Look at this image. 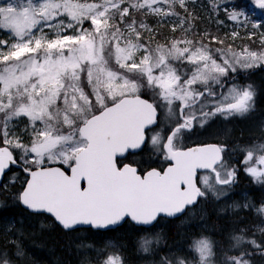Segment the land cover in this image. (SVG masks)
I'll return each instance as SVG.
<instances>
[{"label": "snow or ice", "instance_id": "obj_1", "mask_svg": "<svg viewBox=\"0 0 264 264\" xmlns=\"http://www.w3.org/2000/svg\"><path fill=\"white\" fill-rule=\"evenodd\" d=\"M251 2L264 10V0ZM189 3L0 0V33L6 36L0 38V177L12 167L24 174L15 200L51 214L66 230L107 229L125 218L152 225L161 214L175 217L201 198L227 194L240 170L225 158L227 145L187 146L185 139L217 116L254 110L256 88L240 84L236 73L264 66V31L258 47H234L225 43L228 34L198 33L200 18ZM209 7L220 10L218 0H209ZM223 10L245 29L255 16L237 8L236 0ZM150 17L161 27L178 21L173 35L158 39L162 33ZM250 26L246 39L254 42L264 19ZM239 36L232 31L230 39ZM211 41L221 46L211 47ZM146 144L167 167L141 173L134 162H123ZM238 150L243 171L264 184V143ZM16 179L13 174L10 182ZM233 208L264 217V204ZM257 231L264 234V228ZM152 243L159 236L142 237L140 250L151 252ZM189 247L191 258L171 253L160 264H253L249 248L264 255V241L243 228L229 235L227 250L202 233ZM15 255H24L18 245ZM0 264H12L6 252H0ZM100 264L124 262L111 252Z\"/></svg>", "mask_w": 264, "mask_h": 264}, {"label": "trees", "instance_id": "obj_2", "mask_svg": "<svg viewBox=\"0 0 264 264\" xmlns=\"http://www.w3.org/2000/svg\"><path fill=\"white\" fill-rule=\"evenodd\" d=\"M228 3L229 0H218V5L220 6V10L218 12L222 13L223 16H226V14L225 12H221V7L226 6ZM197 4L200 5L198 6ZM236 5L239 8L244 7L246 9H253L251 0H236ZM189 8L194 13V15L199 16V18L202 19H198L195 22V30L198 33H202L204 31L209 32V30L205 28V26L208 24L207 19L212 18L213 14L215 13L211 11L209 7V0H193V2L189 3ZM198 8L200 11H198ZM197 12L198 14H196ZM148 22L149 24L153 25L151 18H149ZM211 22L212 21L210 20L209 24ZM155 27L160 28V32L162 33L161 36L157 37L158 39H162L163 36L173 35V33L171 32V27H169L167 24H163L162 27L160 25H156ZM211 30L212 32H209L210 34H213L214 31L215 35L225 37L222 30L218 27L212 26ZM250 31L253 30L250 29ZM178 34L179 31L176 33V35ZM246 37L247 35L245 34L241 35L240 37H237L235 41H232L229 37L225 39V43H233L234 47H240L245 43L249 44L252 48H256L259 46L258 35L253 37L254 42L247 40ZM210 46L220 47L221 45L217 44L215 41H211ZM250 72V74L257 73L259 76V78L254 77L255 79L250 78L248 82L252 83L256 88L257 95L255 101L258 106V113L264 114V87L262 86L264 82V79L262 78L263 72L261 70L259 71L258 67L252 69ZM148 95H150V93H148ZM228 124H230V122H224L223 124V126L227 130V136L226 139L220 141V143H224L227 145L228 152L225 154V158L229 161L230 164L237 165L240 169L237 174L236 183L233 184L229 190V194L233 195V199H231L232 209L229 211L228 201L224 202L221 198L218 200L215 197L209 196L207 198H202V216H197L195 221L203 222L204 224H206L204 231H190V227L194 221L193 219H187V215L189 214L188 212L179 218L164 219V227L161 232L152 233L151 228H138L130 224L129 227L131 228L133 234H131L129 237L131 238L138 236L135 240L137 245H139L141 238L144 237L140 235L141 233H149V237L147 236L149 240H153L155 237L159 236V243L151 244V247L153 249L151 252H143L140 250L139 254H137L136 257L144 256L145 258V261L141 260L139 264H152V262L155 261L161 262L162 257L169 256L166 254L167 250L171 249L174 243L179 241H190L192 238H199L201 233L217 241L218 248L223 250H227L228 248L229 235L233 233L234 230H238L241 228L247 230V235L249 237L255 238L258 242L264 241V234H261V232L254 230V227L256 225H259L263 222L264 217L258 215L254 209L245 210L233 208L234 203L243 204L241 201V196H239L241 192H248L247 202L249 204L255 205L256 207L264 204V184L254 182V180L243 171V167L239 165V161L243 158V156L242 153H240L238 150V146H245L253 143H264V134H260L257 136H252L250 134L241 135L239 131L237 132L234 125L227 126ZM250 136L253 138L250 139ZM15 172L19 175L17 176L15 183H13V185H10L9 189H4L3 186H0V214H6L7 217H12L15 219V225H18L17 233H19L20 236V240L18 241H29L31 244H33V246H31V249L36 252V255L38 257L45 255L54 264H80V260L75 259L74 256H71L69 254L71 252V249H76L74 242L69 241V233L62 231L55 224L54 226L50 227L46 221V223L42 221L38 214L28 213L26 210H23L20 207L18 201L14 199V195L21 187V183L17 182V180H23L21 175L22 173L19 170H15ZM249 191L251 193H249ZM211 208H213L212 210L215 211H210ZM26 224H28V226ZM115 230L117 229L106 231L105 234L112 236ZM118 238L119 237H116V239ZM6 247L10 248L9 244H7ZM19 247L24 251L21 245H19ZM7 248L0 247V251H2L3 249L7 251ZM15 248L17 251V246H15ZM249 251L253 252V255L251 256L253 264H264V255H261L258 251H253L252 248H249ZM229 254L233 255L236 253L229 252ZM76 258H79L78 255L76 256ZM126 258L125 260H127L131 264H134L132 258ZM128 259L131 261H129ZM40 262H42V264L44 263L42 259Z\"/></svg>", "mask_w": 264, "mask_h": 264}, {"label": "rangeland", "instance_id": "obj_3", "mask_svg": "<svg viewBox=\"0 0 264 264\" xmlns=\"http://www.w3.org/2000/svg\"><path fill=\"white\" fill-rule=\"evenodd\" d=\"M190 2H193V0H190ZM251 5H252V2H251ZM222 12H225V11L222 9ZM248 12H255V16L250 18V24H251V22H253L255 20L264 19V10H258L253 6V9L248 11ZM150 18H151L153 26L159 25V24H157L156 18H154V17H150ZM218 20L223 21V24H218L217 23ZM174 23H178V21H176L175 19H172V20H168V21L164 22V24H167L168 26H171ZM250 24H249V27L247 29H251ZM218 25L224 30L225 34H228L229 37H230V34L232 31H238L240 33L241 31L247 30L243 27H240L237 22L230 21L228 18L225 19L223 17L222 13L215 12L213 17H212V22L207 27V30H209V32H212V30H211L212 26H218ZM255 31L257 32V34H260V32L264 31V28L257 29ZM213 34H214V32H213ZM0 38H6V36L3 33H0ZM240 71H241L240 74H238L236 76V80L240 84L249 83L247 80L249 78L248 73L250 70H247V71L240 70ZM261 71L264 73V68ZM263 73H262V78L264 79ZM214 119H218V122H216V121L212 122ZM214 119L211 120L204 128L197 127L195 137L197 138L198 141H201V142H203V141H218V142H220V141H223L224 139H226L227 130L223 126V124L220 120V116H217ZM231 119H233V121L235 122V125H234L235 129L237 130V132L239 131L240 134L242 133L241 135H244V134L260 135V133L264 134V115L263 114H255L254 110H253L245 116H235V117H231ZM23 127H24V123L22 122L17 127V129H16L17 132H19L20 129ZM142 155H147V152L145 151L144 153H142ZM13 174H15V173L10 174V176L8 177V180L5 182V186L8 187L9 184H13L12 182H10L11 178L13 177ZM17 182L21 183V181H19V180H17ZM240 194L241 195H239V196H241L242 203L243 204L248 203L247 202V193L241 192ZM209 197H213V196L209 195ZM220 198L224 202L228 201V210L230 211L232 209V205H231L232 195L229 194V190H228L226 195H224ZM188 213L189 214L187 215V219H189V220L193 219V221H194L190 227L191 228L190 231L191 232L192 231L194 232L197 230L198 231H204L205 230V224L203 222L195 221L197 216H202V201L196 210L193 209L192 211H190ZM11 216H13V215H11ZM0 220H2L0 222L1 223L0 224V232H1L0 233V247L5 248L4 245L12 244L13 246L10 248H7V249H10V250L16 249L15 246L21 245L20 242L18 241V240H20L19 233H17L18 227H16L18 225H15L14 218H12V217L9 218L6 215L0 214ZM26 225L28 226V224H26ZM163 227H164L163 221L157 222L153 227H151V232L152 233L161 232L163 230ZM258 228H264V220L259 225H256L254 227V230L257 231ZM129 234L130 235L133 234L131 228L129 227V224H125V225H122L121 227L117 228V230H115V232L113 233L112 236H109L108 234H105V232H101V231H92L89 229H81V230H75V231H72L71 233H69V241L70 242L73 241L75 244V247H76L75 257L78 255L79 258H76V259L81 261L80 264H100V261L103 260L111 252H118L120 254V256L123 258L124 264H129V262L127 260H125L126 257H130L129 259L132 258L134 264H139L141 262V260L145 261V258H144V256L136 257L137 254H139V252H140V247H139V245H137V243L135 241L138 236H136L134 238L133 237L130 238ZM136 234H138V233H136ZM140 235H142L144 237H147V236L149 237V233H141ZM116 237H119V238L116 239ZM13 239H14V241H13ZM194 239H197V238H192L190 241H179V242L174 243L173 247L171 249H168L166 254L170 255L171 253H178L180 255H186L189 258H191L194 255V253L192 252V250L190 249L189 246L193 243ZM26 245H27V243H26ZM77 250H78V252H77ZM101 250H103V251H101ZM23 253H24L23 256L9 258L12 261V264H30V263L31 264H40L41 259H44L43 256L38 257L36 254H29L25 249H24ZM45 264H50V263L45 262ZM152 264H160V262L155 261V262H152Z\"/></svg>", "mask_w": 264, "mask_h": 264}, {"label": "flooded vegetation", "instance_id": "obj_4", "mask_svg": "<svg viewBox=\"0 0 264 264\" xmlns=\"http://www.w3.org/2000/svg\"><path fill=\"white\" fill-rule=\"evenodd\" d=\"M161 117H162V113H161ZM195 131H196V129L191 133V135L194 134ZM189 138H190V136L185 139L187 141V144H190ZM192 143H196V142H192ZM146 150L148 151V154L146 157H143L142 153ZM128 156H132V157L136 158V160L135 161H129V160L125 159L123 162L124 163H133L134 162V166H136L138 168V170L141 171V173H143L144 171L150 170L152 168L161 169V168L167 166V164L165 162H163L162 158L157 156L150 149L149 145H147V144L140 151H137L135 153H130ZM202 174L203 173H199V175H202ZM198 206L199 205L195 206L194 209H197ZM128 223H130V221L125 220V222L122 225H125ZM47 224L49 226H52V225H54V222L49 219ZM71 232L72 231H69L68 233H71ZM71 242H73V241H71ZM70 255L75 257V249L74 248L71 249ZM75 259H76V257H75Z\"/></svg>", "mask_w": 264, "mask_h": 264}, {"label": "bare ground", "instance_id": "obj_5", "mask_svg": "<svg viewBox=\"0 0 264 264\" xmlns=\"http://www.w3.org/2000/svg\"><path fill=\"white\" fill-rule=\"evenodd\" d=\"M202 4V3H201ZM198 5V4H197ZM200 5V4H199ZM198 5V6H199ZM200 8V7H199ZM199 8H198V11H200L199 10ZM203 8H204V6H203ZM205 9H206V6H205ZM196 11H197V9H196ZM201 12H202V10H201ZM206 13V12H205ZM196 14H198V12L196 13ZM201 14V13H200ZM199 14V15H200ZM205 16V15H204ZM199 17V16H198ZM206 17V16H205ZM201 19V18H200ZM202 20V19H201ZM255 79V78H254ZM262 86L264 87V82H263V84H262ZM262 116V115H261ZM262 120V119H261ZM248 122V121H247ZM261 126V125H260ZM250 128V127H249ZM262 129V128H261ZM251 130V129H250ZM253 130V129H252ZM255 130V129H254ZM242 131V130H241ZM263 131V130H262ZM237 134H239V133H237ZM242 134V133H241ZM252 134V133H251ZM256 134V133H255ZM261 134V133H260ZM241 136V135H240ZM247 136H249V135H247ZM246 136V137H247ZM253 136V135H252ZM257 136V135H256ZM243 137V136H242ZM251 137V136H250ZM259 137V136H258ZM248 138V137H247ZM253 137H251L250 139H252ZM221 139V138H220ZM244 139V138H243ZM249 139V140H250ZM225 140V139H224ZM245 140V139H244ZM242 181V180H241ZM240 182V181H239ZM233 193V192H232ZM239 193V192H238ZM246 193H248V192H246ZM249 193H251L250 191H249ZM241 195V194H240ZM233 196V195H232ZM246 196V195H245ZM232 199H233V197H232ZM242 201V200H241ZM234 203V202H233ZM235 204V203H234ZM224 207V206H223ZM222 207V208H223ZM231 207V206H230ZM213 208H211L210 209V211L212 210ZM212 211H215V210H212ZM222 211V210H221ZM3 213V212H2ZM213 213V212H212ZM16 215V214H15ZM223 217V216H222ZM10 218V217H9ZM218 219V218H217ZM221 219V218H220ZM2 220H0V222H1ZM5 222V221H4ZM7 223V222H6ZM24 223V222H23ZM209 223V222H208ZM1 224V223H0ZM30 224V223H29ZM17 225V224H16ZM206 225V224H205ZM3 226V225H2ZM6 227V226H5ZM17 227V226H16ZM51 227V226H50ZM253 227V226H252ZM12 228V227H11ZM29 228V227H28ZM2 230V229H1ZM5 230V229H4ZM3 230V231H4ZM33 230V229H32ZM206 232V231H205ZM1 233V232H0ZM4 233V232H3ZM15 234V233H14ZM23 234V233H22ZM130 235V234H129ZM64 236V235H63ZM15 238V237H14ZM68 238V237H67ZM108 238V237H107ZM134 238V237H133ZM168 238V237H167ZM164 240V239H163ZM13 241H14V239H13ZM45 241V240H44ZM26 243H27V245H26ZM107 243V242H106ZM20 244H21V246L29 253V254H36V252L34 251V250H32L31 248V246H33V244H31L29 241H21L20 242ZM60 244V243H59ZM65 244V243H64ZM166 244V243H165ZM13 245L12 244H9V247H12ZM63 246V245H62ZM109 246V245H108ZM113 246V245H112ZM122 246V245H121ZM120 246V247H121ZM4 247L5 248H7L6 247V245H4ZM115 249V248H114ZM99 251V250H98ZM94 252V251H93ZM107 253V252H106ZM70 254V253H69ZM132 256V255H131ZM13 259V258H12ZM31 259V258H30ZM97 260V259H96ZM100 260V259H99ZM139 260V259H138ZM66 261V260H65ZM129 261H131V260H129ZM91 262V261H90ZM137 262V261H136ZM140 262V261H139ZM40 263H42V262H40ZM31 264V263H30ZM61 264V263H60ZM129 264H131V263H129Z\"/></svg>", "mask_w": 264, "mask_h": 264}, {"label": "water", "instance_id": "obj_6", "mask_svg": "<svg viewBox=\"0 0 264 264\" xmlns=\"http://www.w3.org/2000/svg\"><path fill=\"white\" fill-rule=\"evenodd\" d=\"M208 143H214V142H208ZM134 151H138V150H130L129 152H134ZM127 154V153H126ZM125 154V155H126ZM201 171H204V170H199L198 172H201ZM1 178L2 177H0V180H1ZM85 182H83L82 181V184H84ZM22 205V204H21ZM24 208H26V209H28L26 206H24V205H22ZM29 210V209H28ZM29 211H31V212H34V211H32V210H29ZM35 213H45V214H47V215H50L54 220H55V222L56 223H58L59 225H61L58 221H56V219L54 218V216H52L51 214H49V213H47V212H35ZM179 215H181V214H178L177 216H179ZM177 216H175V217H177ZM159 217H166V218H174V217H167L166 215H164V214H161ZM158 217V218H159ZM157 218V219H158ZM125 219H127V218H125ZM129 220H130V218H128ZM131 221V220H130ZM123 222V221H122ZM122 222H120L119 224H117V225H114V226H109V228H107V229H110V228H114V227H117L118 225H120ZM132 222V221H131ZM156 222V221H155ZM154 222V223H155ZM132 223H134V222H132ZM153 223V224H154ZM135 224V223H134ZM152 224V225H153ZM135 225H137V226H142V227H149V226H151V225H138V224H135ZM62 226V225H61ZM63 227V226H62ZM76 227H90V228H92L91 226H89V225H78V226H76ZM75 227V228H76ZM92 229H95V228H92ZM99 230H106V229H99Z\"/></svg>", "mask_w": 264, "mask_h": 264}]
</instances>
